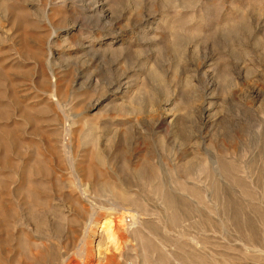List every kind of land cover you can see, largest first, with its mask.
<instances>
[{"label":"rangeland","instance_id":"obj_1","mask_svg":"<svg viewBox=\"0 0 264 264\" xmlns=\"http://www.w3.org/2000/svg\"><path fill=\"white\" fill-rule=\"evenodd\" d=\"M0 264H264V0H0Z\"/></svg>","mask_w":264,"mask_h":264},{"label":"bare ground","instance_id":"obj_2","mask_svg":"<svg viewBox=\"0 0 264 264\" xmlns=\"http://www.w3.org/2000/svg\"><path fill=\"white\" fill-rule=\"evenodd\" d=\"M68 131H69V130H68ZM68 133H69V132H68ZM75 176H76L77 179H78V187H79V191H80V194H81L82 199L88 201L89 197H88V195L86 194L85 190L82 188L83 185H82V183H81V180H80L79 176H77L76 174H75ZM96 216H97V210H96L95 208L92 207V209H91V211H90V214H89V228H88V230H90V228H91L92 225L94 224V222H95V220H96ZM134 219H135V221L137 222L138 217L136 218V216H135ZM86 235H87V234H86ZM86 237H87V236H85L84 239H83V243H85V244H86Z\"/></svg>","mask_w":264,"mask_h":264}]
</instances>
